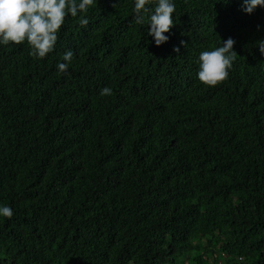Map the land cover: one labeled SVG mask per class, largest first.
Listing matches in <instances>:
<instances>
[{
    "label": "trees",
    "instance_id": "trees-1",
    "mask_svg": "<svg viewBox=\"0 0 264 264\" xmlns=\"http://www.w3.org/2000/svg\"><path fill=\"white\" fill-rule=\"evenodd\" d=\"M134 2L69 14L44 59L0 44V264H264V7L173 0L157 47ZM229 37L206 87L199 54Z\"/></svg>",
    "mask_w": 264,
    "mask_h": 264
},
{
    "label": "clouds",
    "instance_id": "clouds-1",
    "mask_svg": "<svg viewBox=\"0 0 264 264\" xmlns=\"http://www.w3.org/2000/svg\"><path fill=\"white\" fill-rule=\"evenodd\" d=\"M153 0H135L133 12L135 24L143 25L148 19V36L154 37L157 47L168 42L170 33L175 27L174 13L176 5L173 0H155L156 6L150 9ZM244 11L248 14L258 7H264V0H243ZM96 7V0H0V44H27L30 56L44 59L55 50L59 33L69 14L76 18L80 15L79 24L86 27V18L90 9ZM235 40L229 37L222 46L205 50L199 54V69L197 77L206 87H216L225 82L238 54L234 51ZM256 46L264 56V41H258ZM179 53L180 49H174ZM73 52L67 51L59 63L61 73L68 71L73 60ZM102 96L112 95V89L105 87ZM14 213L8 206H0V216L11 219Z\"/></svg>",
    "mask_w": 264,
    "mask_h": 264
}]
</instances>
